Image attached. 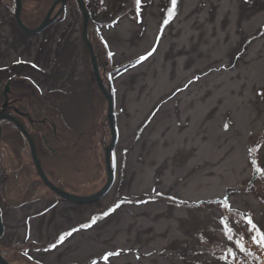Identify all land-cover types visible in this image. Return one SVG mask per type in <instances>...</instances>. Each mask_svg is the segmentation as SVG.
<instances>
[{"label":"rangeland","instance_id":"374dc122","mask_svg":"<svg viewBox=\"0 0 264 264\" xmlns=\"http://www.w3.org/2000/svg\"><path fill=\"white\" fill-rule=\"evenodd\" d=\"M53 1L21 0L24 24L37 26ZM84 3L88 39L116 112L113 184L93 201L59 199L39 178L23 134L3 121L4 258L264 264V247L252 242L244 223L250 216L264 232V0ZM15 10L16 0H0V104L11 79L15 106L39 128L33 138L47 176L66 191L95 193L107 179L111 131L79 4L65 0L32 35L17 25ZM149 194L168 199L148 201Z\"/></svg>","mask_w":264,"mask_h":264},{"label":"water","instance_id":"95a60500","mask_svg":"<svg viewBox=\"0 0 264 264\" xmlns=\"http://www.w3.org/2000/svg\"><path fill=\"white\" fill-rule=\"evenodd\" d=\"M65 0H54L51 4V6L49 7L44 19L40 22V24L34 28H29L26 27L22 21H21V17H20V13H21V0H16V11H15V19L16 22L18 24V26L20 27V29L27 33V34H36L38 33L42 28H44L45 26H47L55 17L56 15L59 13V11H61L63 4H64ZM80 10L82 12V21H83V39L84 42L88 48L89 54H90V59H91V65H92V71H93V76L96 80V83L100 89V91L102 92L103 96L106 99L107 102V120H108V125L111 131V141L108 145V147L106 148L105 154H104V161H105V168H106V173H107V179L105 184L103 185V187L98 190L97 192H95L94 194L91 195H74V194H70L68 192H65L63 190H60L59 188H57L55 185H53L48 178L46 177L45 173L43 172V169L41 167L38 155H37V150L34 144V141L31 137V135L27 132V130L24 128L23 124L15 117L13 116H9L7 115L8 118L11 119V121L17 126V128L23 133V135L26 137L27 142H28V146H29V150H30V154H31V158L32 161L34 163L35 169L37 174L39 175L40 179L43 181V183L49 188L51 189L53 192H55L58 196L72 201V202H89V201H93L98 199L99 197H101L105 191L109 188V186L112 183L113 180V175L110 169V162H109V158H110V153L111 150L115 144L116 141V130H115V122H114V113H113V101H112V96L111 93L109 91V89H106L102 83L100 74H99V69H98V65H97V60H96V56L95 53L93 51V47L92 44L90 43L88 37H87V33H86V29H87V19H88V11L87 8L85 7L84 1L83 0H77ZM60 3L61 7L60 9L53 15L51 16V12L54 9V7ZM8 89V84L5 85V89L4 92H6ZM0 134H1V127H0ZM3 223H2V218L0 215V236L3 233ZM0 264H11L9 263L5 258H3V256L0 254Z\"/></svg>","mask_w":264,"mask_h":264},{"label":"flooded vegetation","instance_id":"af4514ba","mask_svg":"<svg viewBox=\"0 0 264 264\" xmlns=\"http://www.w3.org/2000/svg\"><path fill=\"white\" fill-rule=\"evenodd\" d=\"M10 80L11 79H8L7 80L9 87L11 85V81ZM4 87H5V85H4ZM16 100L17 99L11 98V96H10V89H8L6 92H4V88H3V101L0 104V126H1V134H2V125L1 124H2L3 121H5L6 123L10 124V129H11L12 132H17L18 131L17 127L14 125V123L11 121V119L7 117V115H9V116H13V117L17 118L19 121H21V123H23L24 126H25V123H24L23 120H26L27 119L26 121H28L30 123V127L31 128H27L26 126H25V128L27 129V131L29 132V134L33 138V134H35L37 132V130H39V128H37L36 126H34V121L30 117V115H29L28 112L22 111V110L18 109V107L15 106ZM40 121L46 122L47 120L45 118H42V119H40ZM55 127L56 126L54 124L53 125V130H52V133L54 132V134L56 133V128ZM40 136L42 138L43 144L46 146L47 145V138L45 137L44 133H40ZM0 140H1V135H0ZM33 140H34V138H33ZM36 147H37V145H36ZM37 152H38V150H37ZM49 180L51 181V183L53 185L58 186V184H56L50 178H49ZM58 187L61 188L60 186H58ZM62 190L66 191L65 189H62ZM66 192H69V193H72V194H79V193H74L75 191H70V190H67ZM54 194H56V193L54 192ZM57 197L59 199H62L58 195H57Z\"/></svg>","mask_w":264,"mask_h":264},{"label":"snow or ice","instance_id":"6c2138e0","mask_svg":"<svg viewBox=\"0 0 264 264\" xmlns=\"http://www.w3.org/2000/svg\"><path fill=\"white\" fill-rule=\"evenodd\" d=\"M140 0H137V4H139ZM172 4L175 5L176 0H171ZM169 16L172 15L171 12L168 13ZM148 55H151V53H148ZM141 60L146 59V57H141ZM227 204V202H225ZM229 210H230V206H229ZM107 213H105L106 215ZM221 222L222 225L226 227V230H232L230 225L228 224V220L224 217H221ZM244 223L248 226V230L251 233V240L254 244H257L260 247H264V232L260 231L258 229V227L256 226V224L253 222L252 218L250 216H247L244 218ZM86 227V226H84ZM77 231V229H72L71 231L63 234V236L61 237V240L64 239V237L66 236H71L73 232ZM238 246H240L241 248H243V244L240 242H237ZM55 246V245H53ZM112 255L111 253L107 254L104 256V260H108V257ZM93 264H96V262L94 261Z\"/></svg>","mask_w":264,"mask_h":264},{"label":"trees","instance_id":"16d2710c","mask_svg":"<svg viewBox=\"0 0 264 264\" xmlns=\"http://www.w3.org/2000/svg\"><path fill=\"white\" fill-rule=\"evenodd\" d=\"M41 123H43V121H40V120H39V124H41ZM48 123H49V125L51 126V129L53 130V125H54V123H53L52 121H48ZM52 130H51V131H52ZM51 135H53V136L56 135V136H57L58 134H57V133L54 134V132H53ZM50 148H51L50 151L55 152V151L52 149V147H50ZM144 196H145L146 200H149V201H151V200H158V199H164V200H165L166 198L168 199V197L165 196V195H163V194H162V195H160V194L158 195V194H157V196H156V194H149L148 196H146V195H144ZM160 196H161V197H160ZM173 200H174V199H173ZM173 200H172V202H173ZM179 201H180V200H179ZM168 202H171V201L168 200ZM182 203H184V202H182ZM188 203H189V202H188ZM188 203H184V204H188ZM179 204H180V203H179ZM196 234H197V233H196ZM182 255H183V254H182ZM183 256H184V255H183Z\"/></svg>","mask_w":264,"mask_h":264}]
</instances>
